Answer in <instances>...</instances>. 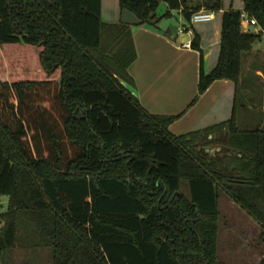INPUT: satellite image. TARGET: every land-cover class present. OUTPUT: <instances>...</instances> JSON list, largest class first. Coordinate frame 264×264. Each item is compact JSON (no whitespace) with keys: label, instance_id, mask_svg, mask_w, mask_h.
<instances>
[{"label":"trees","instance_id":"1","mask_svg":"<svg viewBox=\"0 0 264 264\" xmlns=\"http://www.w3.org/2000/svg\"><path fill=\"white\" fill-rule=\"evenodd\" d=\"M119 2L153 25L173 10L188 21L223 10V0ZM243 10L264 28V0ZM241 14L223 12L218 63L207 72L201 54L192 104L216 80L239 84L243 53L261 40ZM192 45L201 50L197 34ZM136 58L130 25L104 22L102 0H0V264L24 239L51 264H226L221 193L264 229V126H239L237 97L229 119L172 133L180 115L149 112L124 84Z\"/></svg>","mask_w":264,"mask_h":264},{"label":"crops","instance_id":"2","mask_svg":"<svg viewBox=\"0 0 264 264\" xmlns=\"http://www.w3.org/2000/svg\"><path fill=\"white\" fill-rule=\"evenodd\" d=\"M113 9L114 18L105 20V0H102L104 22H121L122 10L119 0ZM229 9L235 8H227L223 4V10L214 12L213 20L196 25H191L181 11L173 10L172 14L177 15V23L172 24L168 30L163 29L160 24L130 25L137 58L129 67L132 82L124 81V84L149 112L180 115L170 125V130L176 135L218 124L232 116L238 96V84L230 79L216 80L192 104L198 94L201 54L203 53V66L210 72L216 67L219 59L222 14ZM176 25L178 30L173 33L171 28ZM181 25H191L192 31H180ZM243 30L246 31L244 28ZM196 34L200 38L201 50L183 47L185 42H193ZM261 40L255 43L251 54L259 50L257 45ZM251 71L256 73L255 75L263 76L259 67H251ZM1 197L0 212H4L8 209L9 199L5 206ZM15 249L16 247L9 255Z\"/></svg>","mask_w":264,"mask_h":264},{"label":"rangeland","instance_id":"3","mask_svg":"<svg viewBox=\"0 0 264 264\" xmlns=\"http://www.w3.org/2000/svg\"><path fill=\"white\" fill-rule=\"evenodd\" d=\"M118 0H105L104 18L111 20ZM227 8L243 10V0H223ZM167 4L161 2L157 11L162 16ZM219 16V15H218ZM177 23L176 13L163 16L158 24L168 30ZM259 50L242 55V73L238 84V117L241 128L264 126V39L258 45ZM257 54V55H256ZM2 65V66H1ZM7 67V66H6ZM4 61H0V75L5 71ZM251 67H259L263 76L255 75ZM7 69V68H6ZM213 144L209 150L216 149ZM211 151V153H214ZM182 190L189 192L187 182L182 183ZM2 201L8 202L7 196ZM219 260L226 264H259L264 258V229L245 210L227 194L221 193L219 199ZM24 239V238H23ZM2 264H51V253L48 249L35 250L27 239L20 240L12 254L2 260Z\"/></svg>","mask_w":264,"mask_h":264},{"label":"built area","instance_id":"4","mask_svg":"<svg viewBox=\"0 0 264 264\" xmlns=\"http://www.w3.org/2000/svg\"><path fill=\"white\" fill-rule=\"evenodd\" d=\"M214 12L207 9H201L195 12L190 20L191 25H196L199 23L208 22L214 19ZM241 22L242 26L246 31H253L255 33L260 34L261 39H264V28L260 25L257 18L250 16L246 11L242 10L241 14ZM191 25H181L180 31H192ZM185 48H192V41L185 42L183 44Z\"/></svg>","mask_w":264,"mask_h":264},{"label":"water","instance_id":"5","mask_svg":"<svg viewBox=\"0 0 264 264\" xmlns=\"http://www.w3.org/2000/svg\"><path fill=\"white\" fill-rule=\"evenodd\" d=\"M121 22L125 23V24H129V25H138L142 23V20L131 10L127 9V8H123L122 12H121ZM172 32L175 33L176 30H178V26H174L171 28ZM254 33V32H253ZM217 137V136H221V133L217 134V135H211L210 138L212 137ZM217 151H220L221 148H217ZM210 151H214V149H211ZM215 152V151H214Z\"/></svg>","mask_w":264,"mask_h":264}]
</instances>
